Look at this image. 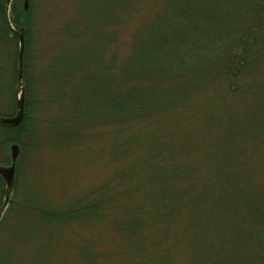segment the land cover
<instances>
[{
    "label": "trees",
    "instance_id": "16d2710c",
    "mask_svg": "<svg viewBox=\"0 0 264 264\" xmlns=\"http://www.w3.org/2000/svg\"><path fill=\"white\" fill-rule=\"evenodd\" d=\"M27 1L26 9L21 0L11 4L16 25L24 29L25 109L18 126L0 124V163H9L4 150L11 143L20 147L0 235L8 227L18 232L23 216L34 217L36 203L25 193L30 188L18 170L22 151L34 145L35 89L43 78L48 95L63 105L60 123L120 125L126 130L114 139L116 150L122 149L114 161L127 160L128 171L121 180L106 185L107 205L120 207L113 217L110 245L116 254L110 264H124L125 259L131 264H264V195L255 186L258 175L247 167L235 176L230 172L223 176L224 167H220L222 179L214 185L211 199L207 195L210 174L204 177L196 169L205 160L201 149L211 138L217 152L223 149L216 157L217 163L223 158L222 166L224 151L240 148L236 145L244 131L264 154V0H162L135 28L123 58L111 48L117 30L92 18L101 0H85L82 8L91 17L87 22L81 18L82 29H75L76 35L65 32L61 49L57 47L43 66L34 61L29 48L32 4ZM104 1L99 7L102 15ZM129 1L116 0L114 5L126 6ZM4 4L0 0V115L11 116L15 112L18 41L6 23ZM69 38L71 42L66 43ZM92 45L94 55H90ZM94 63L102 68L97 75L90 74L89 66ZM204 91L210 96L203 95ZM192 111L200 113L191 117ZM183 115L189 117L180 125L177 121ZM53 117L55 113L49 115ZM220 136H226L225 140L217 141ZM193 138H199L198 145L191 142ZM197 150L200 159L182 157ZM235 160L239 168L247 161L245 155ZM123 187L124 194L120 192ZM3 192L0 178V206ZM102 202L97 199L90 209ZM204 204L208 210L202 213ZM78 208L74 207L76 213ZM55 215L43 207L35 219L46 223ZM49 239L45 244L42 236V248L34 250V257L44 264L54 263L56 256L53 251L48 254ZM194 240L190 247L188 243ZM196 240L202 241L194 247ZM184 253L186 257L195 254L180 263L178 256ZM1 259L6 260V255Z\"/></svg>",
    "mask_w": 264,
    "mask_h": 264
},
{
    "label": "rangeland",
    "instance_id": "374dc122",
    "mask_svg": "<svg viewBox=\"0 0 264 264\" xmlns=\"http://www.w3.org/2000/svg\"><path fill=\"white\" fill-rule=\"evenodd\" d=\"M103 1L101 0L97 4V12L92 18L95 16V19L99 20L98 22L104 21L102 24H105L106 21L114 31L117 30V36L112 42L111 48L117 49L118 57L123 58L135 28L138 29L154 13V10L161 5L162 0H130L128 5L121 4L118 8L117 5H114L116 0H105L106 10L102 15L99 7L103 5ZM21 2L24 3V0ZM84 2L85 0H31L32 5L28 18L30 22L29 48L38 66H43L45 59L46 62H49L57 47L61 49L66 36L65 32H68L70 37L74 36L77 34L75 29H82L81 18L84 22L89 20L90 11L82 8ZM122 7L125 8L124 13ZM90 38L87 42L89 46ZM68 40L66 43L71 42V38ZM93 47L94 45L91 46L90 55H94L96 52V50H92ZM92 66L94 67L89 66L90 71L93 72L90 74L97 75L102 69L96 63ZM44 81L43 78H40L41 83H37L35 89V92L38 93L35 105L38 116L33 118L35 126L32 133L36 135L32 139L34 145L32 147L28 145L29 148L22 151L23 157L18 170L23 181L27 182L28 189L30 188L29 191L26 189L25 193L33 197L36 209L32 215L34 217L31 219L22 217L23 222L19 221L18 232L16 229L12 230L8 227L1 233L0 264H44L42 259L34 257L36 256L34 250L37 247L42 248V236L46 241L45 244H48V237L50 238L51 250L49 249L48 254L53 251V256L56 252V256L52 257L54 263L48 262L47 264H110V257L116 254L114 247L110 245L113 217L120 207L107 205V198L110 195L106 193V185L111 186L115 183L114 180H121L126 174L124 171H128L125 169L127 160L120 159L119 164L114 161V158H117L115 155L122 152V149L116 150L118 146L114 144V139L120 135L123 136L126 130L120 125L105 126L97 123L84 124L72 121L60 123L59 117L62 115L61 107L63 105L60 107L48 95ZM76 95L79 94L76 92ZM203 95L210 96L208 91H204ZM69 97L73 99L74 95L70 94ZM74 101H77L76 98ZM53 113H55V117L49 118V115ZM72 113L70 112V115ZM198 113L200 112L192 111L190 116H197ZM208 114L210 115L211 112L209 111ZM188 117V115H183V118L179 117L178 124L184 125ZM194 123L199 124L197 120ZM74 125L75 127H73ZM184 127L180 126V129H184ZM248 133L245 131L241 133V141H238V145H236L240 147L236 148L238 153L233 147L231 150L224 151L226 162L223 166V158H220L218 163V158L216 159L223 149L217 152L218 148L215 150L213 138H205L208 140L207 147L201 149L205 160L201 162V167L197 166L196 169L200 168L199 172L204 177L210 174L207 176L210 182L207 195L211 199L214 196V185L218 182V178L222 179L220 167H224L223 176L228 172L235 176L236 171L242 172L247 167L252 168L251 171L258 175L255 186L260 187L261 194L264 195V154L258 150L254 138L248 136ZM75 134L77 136H74ZM225 138L226 136H220L217 141L222 142ZM198 141L199 138L191 140L197 145ZM4 152L9 155V146ZM201 153L197 150L195 153L185 154L182 157L194 161L201 158ZM239 155L242 158L245 155L247 160L245 162H248L247 164L244 162L245 166L242 168L236 165L235 159ZM214 173L216 174L214 175ZM24 185L26 184L24 183ZM123 189L120 192L124 194L126 188L123 187ZM97 199H102V204L90 209ZM83 204H85L84 207ZM208 206L207 204L202 205L201 212L203 213L206 207L208 210ZM43 207L57 216L48 217L46 223L38 222L35 217L40 214ZM74 207H81L78 208L80 211L76 213L77 210ZM69 209L70 211H68ZM215 218L218 219V217ZM215 221L217 222V220ZM220 222L221 220L218 224ZM51 238L54 239L51 240ZM201 241L196 240L193 246L200 244ZM193 242L195 240L189 242L188 245L190 244L191 247ZM194 254H189L187 257ZM5 255L6 260H2L1 257ZM182 255L178 256L180 263L181 260H187L185 253V259ZM124 264H131V261L125 259Z\"/></svg>",
    "mask_w": 264,
    "mask_h": 264
},
{
    "label": "water",
    "instance_id": "95a60500",
    "mask_svg": "<svg viewBox=\"0 0 264 264\" xmlns=\"http://www.w3.org/2000/svg\"><path fill=\"white\" fill-rule=\"evenodd\" d=\"M14 0H6L4 13L6 23L10 30L15 34L18 41V51L16 60V83L14 88L15 112L11 116L0 115V124L15 127L18 126L24 117L25 109V88L23 84V61H24V29L22 26L14 25V20L10 18V4ZM28 6V1L24 0V8ZM20 155V147L17 143L9 145V163H0V178L4 183L3 201L0 206V220L8 205L10 195L16 180V164Z\"/></svg>",
    "mask_w": 264,
    "mask_h": 264
},
{
    "label": "bare ground",
    "instance_id": "6f19581e",
    "mask_svg": "<svg viewBox=\"0 0 264 264\" xmlns=\"http://www.w3.org/2000/svg\"><path fill=\"white\" fill-rule=\"evenodd\" d=\"M5 1H6V0H5ZM13 2H14V1H13ZM13 2H12V3H13ZM12 3H11V4H12ZM11 4H10L9 15H10V18L14 20V22H13L14 25H16V23H15V19H14L13 15L11 14ZM23 4H24V3H23ZM4 7H5V4H4ZM4 14H5V13H4ZM16 26H18V25H16ZM23 77H24V75H23ZM23 84H24V79H23Z\"/></svg>",
    "mask_w": 264,
    "mask_h": 264
}]
</instances>
